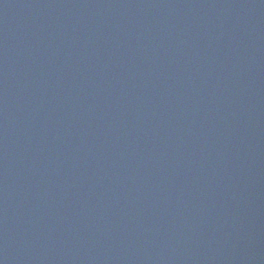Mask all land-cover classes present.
Returning <instances> with one entry per match:
<instances>
[{"label": "water", "instance_id": "1", "mask_svg": "<svg viewBox=\"0 0 264 264\" xmlns=\"http://www.w3.org/2000/svg\"><path fill=\"white\" fill-rule=\"evenodd\" d=\"M0 264H264V0H0Z\"/></svg>", "mask_w": 264, "mask_h": 264}]
</instances>
